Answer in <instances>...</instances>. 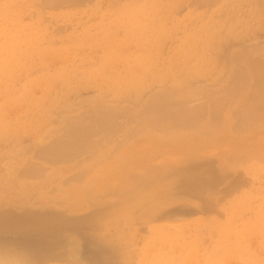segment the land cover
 <instances>
[{
    "label": "rangeland",
    "instance_id": "374dc122",
    "mask_svg": "<svg viewBox=\"0 0 264 264\" xmlns=\"http://www.w3.org/2000/svg\"><path fill=\"white\" fill-rule=\"evenodd\" d=\"M157 95L175 108L155 104ZM185 107L194 119L203 112L202 125L191 117L177 147L159 150L172 155H151L147 141L122 144L145 127L176 133L160 120ZM222 122L254 133L253 154L264 157V0H0V255L20 264H264V164L245 167L227 191L169 206L179 197L162 173L217 153ZM205 133L211 146L195 136ZM99 193L104 204L82 208Z\"/></svg>",
    "mask_w": 264,
    "mask_h": 264
},
{
    "label": "crops",
    "instance_id": "0c3cea01",
    "mask_svg": "<svg viewBox=\"0 0 264 264\" xmlns=\"http://www.w3.org/2000/svg\"><path fill=\"white\" fill-rule=\"evenodd\" d=\"M169 134L171 133L159 131L160 136L167 142L172 143L170 144L171 148H176V142L179 138L176 134L172 136ZM195 136L199 140L206 139L208 146H211L212 137L219 136V148L215 145L218 148V152L210 157H187L180 164L172 165L162 173V177L170 179L171 184L166 189L167 193L179 197V200L169 206L184 201L198 202L199 197L196 201H194L193 198L196 195L219 194L222 193V189H226L227 191L233 180L245 177V167H254L259 164H264V157L259 159L253 154V149L256 144L251 142L252 140L250 139L254 136V133L243 134L238 130L237 126H233L228 122L226 124L223 122L221 123L218 135L212 136L211 134L205 133L203 135L195 134ZM231 149H233L232 152ZM173 151L174 150L171 149H163L159 153V156L165 157L167 155H172L171 153ZM223 156L227 157L229 163L228 167H224L220 164V158ZM99 202L104 204L100 193L95 195L94 198L89 199L82 208H87L89 204L94 205ZM139 222L142 221L139 220Z\"/></svg>",
    "mask_w": 264,
    "mask_h": 264
},
{
    "label": "bare ground",
    "instance_id": "6f19581e",
    "mask_svg": "<svg viewBox=\"0 0 264 264\" xmlns=\"http://www.w3.org/2000/svg\"><path fill=\"white\" fill-rule=\"evenodd\" d=\"M248 9H249V8H248ZM258 14H259V12H258ZM249 16H250V15H249ZM258 17H259V16H258ZM246 25H247V24H246ZM248 27H249V26H248ZM245 32H246V31H245ZM214 33H215V32H214ZM210 34H211V33H210ZM236 34H237V33H236ZM212 37H213V36H212ZM219 39H220V38H219ZM219 41H220V40H219ZM212 43H213V42H212ZM207 45H208V44H207ZM215 51H216V50H215ZM262 51H263V50H262ZM260 52H261V51H260ZM252 54H253V53H252ZM254 54H256V53L254 52ZM254 54H253V55H254ZM248 55H249V54H248ZM262 55H263V54H262ZM261 59H262V58H261ZM243 61H244V60H243ZM178 62H179V61H178ZM257 62H258V61H257ZM239 63H240V62H239ZM231 64H232V63H231ZM241 64H242V63H241ZM234 65H236V64H234ZM257 65H258V64H257ZM257 65H255L254 67H256ZM188 66H189V65H188ZM225 67H226V66H225ZM231 67H232V66H231ZM239 67H240V66H239ZM183 68H184V67H183ZM248 68H249V67H248ZM230 69H231V68H230ZM233 69L236 70V67L233 68ZM240 69H241V68H240ZM251 69H252V68H251ZM253 69H255V68H253ZM252 71H253V70H252ZM253 72H254V71H253ZM233 73H235V75H236L237 71H236V72L233 71ZM228 74H229V73H228ZM230 74H231V73H230ZM230 74H229V75H230ZM239 74H240V73H237L238 76H239ZM218 75H219V74H218ZM235 75L233 76V77H234L233 79H236V78H235ZM242 75H244V73H243ZM245 75H246V73H245ZM254 75H255V74H254ZM254 75H253V77H254ZM246 76H247V75H246ZM246 76H243V77H246ZM218 77H220V76H218ZM236 77H237V76H236ZM230 78H231V77H230ZM239 78H240V77H238V79H239ZM241 78H242V77H241ZM216 80H217V78H216ZM216 80H215V81H216ZM255 80H256V78H255ZM49 81H50V80H49ZM224 81H226V80H224ZM230 81H231V80H230ZM230 81H229V82H230ZM233 81L235 82V80H233ZM236 81H237V80H236ZM239 81H240V80H239ZM243 81H246V80H243ZM218 82H219V81H218ZM220 82H221V81H220ZM249 82H250V81H249ZM254 82H255V81H254ZM221 83H222V82H221ZM242 83H243V82H242ZM244 83H246V82H244ZM255 83H256V82H255ZM240 84H241V83H240ZM247 84H248V83H247ZM251 84H252V83H251ZM219 85H220V84H219ZM225 85H226V84H225ZM227 85H228V84H227ZM227 85H226V86H227ZM206 86H208V85H206ZM222 86H223V85H222ZM237 86H239V82H238V85H237ZM237 86H236V88H235L236 91H238V90H237ZM203 87H205V85H204ZM203 87H202V88H203ZM239 87H240V86H239ZM249 87H250V85H249ZM44 88H46V87H44ZM223 88H224V86H223ZM225 88H226V87H225ZM225 88H224V89H225ZM250 88H251V87H250ZM257 88H258V87H257ZM165 89H166V88H165ZM203 89H204V88H203ZM209 89H210V90H213V89H211L210 87H208V91H209ZM238 89H239V88H238ZM167 90H168V89H167ZM197 90H198V89H197ZM197 90H196V91H197ZM199 90H201V89H199ZM205 91H206V90H205ZM250 91H252V89H251ZM164 92H166V91H164ZM169 92H170V91H169ZM169 92H167L168 95H169ZM171 92H173V90H172ZM198 92H200V91H198ZM201 92H202V90H201ZM210 92L213 93V91H210ZM196 93H197V92H196ZM202 93H203V92H202ZM161 94H162V91H161ZM165 94H166V93H165ZM172 94H173V93H172ZM179 94H180V93H179ZM182 94H183V93H182ZM206 94H207V93H205V95H206ZM236 94H237V93H236ZM251 94H252V93H251ZM163 95H164V94H163ZM163 95H160V97H159L160 99L158 98V95H157V97L155 96L156 99H159V103L155 101V104L157 103V104H160V105H161V103L164 102V103H163V104L165 105L164 107H166V105L170 103V106H171V105H172V106H171V108H170V106H169V109H173V108H175L174 106H176V105H173V101H172V104H171V102H169V103H168V102L165 103V101H166L167 99H166L165 101H163V102H160V101H162V100H161V99H162L161 96H163ZM168 95H167V96H168ZM173 95H174V94H173ZM186 95H187V94H186ZM207 95L209 96V94H207ZM207 95H206V96H207ZM211 95H212V94H211ZM234 95H235V92H234L233 96H234ZM247 95H248V94H247ZM252 95H253V94H252ZM169 96H170V95H169ZM183 96H184V94H183ZM183 96H182V98H183ZM255 96H256V95H255ZM231 97H232V95H231ZM234 97H238V96L235 95ZM163 98H164V97H163ZM166 98H167V97H166ZM173 98H174V97H172V99H173ZM156 99H153V100H156ZM172 99H171V97H169L168 101H171ZM175 99H177V98H175ZM227 99L230 100V97H229V98L227 97ZM227 99H226V101L223 100L224 102H222V103L220 102L221 100H216V101H217V102L219 101L222 105H223V103H224V105H225V104H228V103H229V102H228V103H225V102L228 101ZM153 100H152V102H153ZM163 100H164V99H163ZM179 100H180V99H179ZM183 100H184V99H183ZM183 100H182V102H183ZM208 100H210V99H208ZM212 100H213V99H212ZM113 101H114V100H113ZM113 101H111V102H113ZM230 101H231V100H230ZM246 101H247V100H246ZM133 102H135V101H133ZM136 102H137V101H136ZM144 102H146V101H144ZM144 102H142V104H144ZM177 102H179V101H177ZM212 102H213V101H212ZM249 102H250V101H249ZM249 102H248V105L245 104L247 108H249V107H248L249 104H250ZM73 103H75V102H73ZM98 103H99V101H98ZM98 103L96 102V104H98ZM100 103H101V102H100ZM139 103H140V102H139ZM139 103H138V104H139ZM147 103H148V102H147ZM150 103H151V102H150ZM206 103H207V102H206ZM210 103H211V101H210ZM214 103H216V102H214ZM246 103H247V102H246ZM104 104H106V103H104ZM104 104H103V105H104ZM116 104H118V103H116ZM132 104H133V103H132ZM136 104H137V103H136ZM136 104H135V105H136ZM138 104H137V105H138ZM140 104H141V103H140ZM140 104H139V106H140ZM152 104H153L152 107H154V106L157 107V106H158V105L156 106L154 103H152ZM174 104H175V103H174ZM176 104H177V103H176ZM179 104H181V102L178 103V105H179ZM183 104H184V102H183ZM183 104H182V106H183ZM218 104H219V103H218ZM221 104H220V107H221ZM38 105H39V104H38ZM100 105H101V104H100ZM135 105H133V106H134V109L136 108ZM150 105H151V104H150ZM160 105H159V108H157V109L160 110V108H161V110H162L163 107L160 106ZM184 105H185V104H184ZM41 106H42V105H41ZM101 106H102V105H101ZM108 106H109V105H108ZM110 106H111V104H110ZM117 106H118V105H117ZM147 106H148V104H147ZM167 106H168V105H167ZM182 106L180 105V107H182ZM204 106H205V105H204ZM226 106H227V105H226ZM226 106H225V107H226ZM243 106H244V105H243ZM39 107H40V106H39ZM64 107H65V106H64ZM64 107H62V109H63ZM113 107H114V104H113ZM130 107H131V106H130ZM205 107H206V106H205ZM205 107H204V108H205ZM214 107H215V106H214ZM214 107H213V108H214ZM216 107H219V105L216 106ZM220 107L217 109V110H219V113H218L217 115H220L222 112L225 113L222 109H221L222 112H220V111H221V110H220ZM244 107H245V106H244ZM244 107H243V108H244ZM253 107H254V106H253ZM86 108H88V107H86ZM131 108H132V107H131ZM140 108H141V107H140ZM167 108H168V107H167ZM194 108H195V107H194ZM200 108H201V105H200ZM200 108H199V109H200ZM222 108H223V106H222ZM240 108H241V106H240ZM240 108H239V109H240ZM243 108H241V109H243ZM62 109H61V110H62ZM64 109H66V108H64ZM69 109H70V108H69ZM90 109H91V108H90ZM99 109H100V108H99ZM120 109H122V108H120ZM134 109H133V110H134ZM155 109H156V108H155ZM157 109H156V110H157ZM169 109H168V110H169ZM187 109H188V108L185 107L184 110H187ZM191 109H192V110H191ZM196 109H197V108H196ZM223 109H224V108H223ZM239 109H238V110H239ZM245 109H246V108H245ZM253 109H254V108H253ZM87 110H89V108H88ZM100 110H101V109H100ZM139 110H140V109H138L137 111L139 112ZM141 110H142V109H141ZM141 110H140V112H142ZM165 110H166V109H165ZM179 110H180V109H179ZM189 110H191V112H192V111H193V108H189ZM201 110H203V109L201 108ZM217 110H216V111H217ZM246 110H247V109H246ZM63 111H65V110H63ZM63 111H62V112H63ZM74 111H75V110H74ZM74 111H72V112H74ZM82 111H83V110H82ZM101 111H102V110H101ZM103 111H104V113H105V110H103ZM109 111H110V110H109ZM113 111H114V110H113ZM137 111L135 112V113H136L135 115L138 114ZM148 111H149V110H148ZM150 111L152 112L153 109H152V110L150 109ZM196 111H197V112H196ZM196 111H193V112H196V114L200 113L198 110H196ZM210 111H211V110H210ZM214 111H215V110H214ZM214 111H213V112H214ZM91 112H96V111H93V110H92ZM155 112H157V111H154V112H152V113H155ZM160 112H161V111H160ZM160 112H159V116L162 117V114H163V113L160 114ZM162 112H163V110H162ZM178 112H179V111H178ZM185 112H186V113L183 115V113H182V111H181V113H182L181 115H183V116H182L183 118L180 117L179 115L175 116V112H173V113H174V117L171 118V117H169V116H168V117L165 116V119L163 118L164 120H163V119H162V121L160 120L161 124H162V123L164 124V123L166 122L167 125H168L167 127H169V125H170L171 127H169L168 129H172V131H173V128L176 126V128H175V130H174V131H176V133H175V132H171V134H169V135L172 136V135H173L172 133H174V134H176V136L179 135V137L185 136V135H183V133H186V132L183 131V130H185V128H186L185 125H188V124L190 123V121L192 120L191 117H193V116H190V111L188 112V110H187V111H185ZM187 112H188V113H187ZM203 112H204V110H203ZM203 112L200 113L201 116H203V114H202ZM205 112H206V111H205ZM205 112H204V113H205ZM229 112H230V111H229ZM229 112H228V113H229ZM235 112H236V111H235ZM243 112H245V110H243ZM102 113H103V112H102ZM104 113H103V114H104ZM114 113H115V112H114ZM128 113H129V112H128ZM128 113H127V114H128ZM144 113H145V111H144ZM144 113H143V114H144ZM206 113H207V112H206ZM206 113H205V114H206ZM216 113H217V112H216ZM233 113H234V112H233ZM238 113H239V111H238ZM241 113H242V112H241ZM246 113H248V110L246 111ZM246 113H244L243 115H244V116L247 115ZM66 114H67V112H66ZM71 114H72V113H71ZM81 114H82V113H81ZM84 114H85V113H84ZM103 114H102V115H103ZM127 114H126V115H127ZM141 114H142V113H141ZM156 114H158V113H156ZM186 114L189 115V116L187 115V118H190V119H187V120H186V116H185ZM200 114L196 115V116H195V119L197 118V116L199 117ZM235 114H236V113H234V115H235ZM248 114H249V113H248ZM63 115H64V114H63ZM63 115H62V117H63V120H64V116H65V115H64V116H63ZM82 115H83V114H82ZM97 115H98V114H97ZM100 115H101V114H100ZM104 115H105V114H104ZM104 115H103V117H104ZM115 115H116V113H115ZM117 115H118V114H117ZM117 115H116V116H117ZM120 115H122V118H125V117H126V116L123 117L124 114H120ZM120 115H119V118H121ZM138 115H139V114H138ZM163 115H164V114H163ZM234 115H233V116H234ZM253 115H254V111H253ZM41 116H42V115H41ZM44 116H45V115H44ZM59 116L61 117V113H60ZM71 116H72V115H71ZM83 116H84V115H83ZM87 116H88V115H87ZM87 116H86V117H87ZM110 116H111V115H110ZM141 116H142V120H143V117H144V116H143V115H141ZM141 116H139V117H141ZM150 116H151V113H150ZM153 116L155 117V114H154ZM225 116L227 117V114H225ZM250 116H251V114H250L248 117H250ZM67 117H68V116H67ZM67 117H65V119H66ZM84 117H85V116H84ZM86 117H85V119H86ZM88 117H89V116H88ZM93 117L96 118L95 115L92 116L91 118L93 119ZM137 117H138V116H137ZM147 117H148V114H147ZM147 117H146V118H147ZM166 117H167V118H166ZM184 117H185V118H184ZM228 117H229V115H228ZM34 118H35V117H34ZM117 118H118V117H117ZM128 118H129V116H128ZM130 118H131V117H130ZM130 118H129V119H130ZM144 118H145V117H144ZM169 118H170V119H169ZM147 119H148V118H147ZM166 119H167V120H166ZM179 119H181V120L183 119V120H182L183 122H185V121L188 122V120H189V122H188V123L185 122V123L182 124V121H181V124H180L179 121H177V120H179ZM193 119H194V117H193ZM195 119H194V121L196 122L197 119H196V120H195ZM236 119H237V117L235 118V120H236ZM83 120H84V118H83ZM87 120H88V119H87ZM87 120H86V121H87ZM94 120H95V119H94ZM103 120H104V119H103ZM103 120H102V121H103ZM125 120H126V118H125ZM134 120L139 121L138 119H135V116H134ZM151 120L153 121V119H151ZM168 120H169L170 122H169ZM219 120H221V119H219ZM219 120H218V121H219ZM232 120H233V118H232ZM238 120H239V119H238ZM64 121H65V120H64ZM96 121H98V118H97ZM96 121H95V122H96ZM105 121H106V119H105L103 122H105ZM128 121H131V122H132L131 119L128 120ZM171 121H172V122H171ZM216 121H217V118H216ZM216 121H214V122H216ZM218 121H217V122H218ZM236 121H237V120H236ZM236 121H235V122H236ZM65 122H66V121H65ZM65 122H64V123H65ZM69 122H70V121H69ZM88 122H89V121H88ZM123 122H125V121H123ZM123 122H122V123H123ZM156 122H157V121H156ZM160 122H157V124L159 123V125H161ZM175 122H178V124L172 126V124H175ZM212 122H213V121H211V123H212ZM220 122H221V121H220ZM220 122H219V124H220ZM238 122H239V121H238ZM71 123H72V122H71ZM71 123H70V124H71ZM128 123H129V122H128ZM143 123H144V122H143ZM147 123H148V122H147ZM147 123H146V121H145L144 124H147ZM169 123H170V124H169ZM191 123H194V122H191ZM191 123H190V124H191ZM197 123H198V121L196 122V124H197ZM66 124H67V123H66ZM66 124H65V125H66ZM74 124H75V120H74ZM101 124H102V123H101ZM119 124H120V123H119ZM135 124H136V123H135ZM154 124H155V123H154ZM157 124H156V125H157ZM163 124H162V125H163ZM190 124H189V125H190ZM198 124H199V125H202V124H200V121H199ZM213 124L215 125V123H213ZM213 124H212V125H213ZM234 124H235V123H234ZM75 125H76V124H75ZM88 125H89V124H88ZM95 125H96V124H95ZM105 125H107V122H106ZM108 125H109V124H108ZM110 125H111V124H110ZM120 125H121V124H120ZM120 125H119V126H120ZM131 125H132V123H131ZM140 125H142V124H140ZM152 125H153V124H152ZM189 125H188V128L190 127L191 130H193V129H192V124H191L190 126H189ZM194 125H195V124H194ZM214 125H213V126H214ZM78 126H79V125H78ZM119 126H118V127H119ZM123 126H124V123H123ZM123 126H122V128H123ZM126 126H127V125L125 124V128H126ZM149 126H151V125H149ZM164 126L166 127V124H164ZM195 126H196V125H195ZM195 126H193V128H197V127H198V126H196V127H195ZM215 126L219 127L218 124H216ZM67 127H68V125H67ZM76 127H77V126H76ZM81 127H82V126H81ZM81 127H80V128H81ZM87 127H89V126H87ZM95 127H96V126H95ZM105 127H106V126H105ZM134 127H136V126H134ZM134 127H133V128H134ZM137 127H138V126H137ZM167 127H166V128H167ZM179 127H180V128L183 127V128L180 129ZM207 127H208V125L205 123V124H204V128H205V130H207V129H206ZM210 127H211V126H210ZM107 128H109V127H107ZM111 128H113V127H111ZM127 128H128V127H127ZM142 128H144V127H142ZM155 128H156V127H155ZM155 128H154V127H153V128H152V127H149V128H146V127H145V129L142 131L141 128L138 127V130L140 129V131H142V132L139 133V135L136 134V135H138V136H137V137H134V138H132V136H134L135 134L132 133V135L130 136L131 139L128 138L129 141H122V142H124V143H122V144H126V143L128 144V143L133 142V141H134V142H139V143H143V142H146V141H147V143H150V144H151V145H150V147H151V150H150V151H151V155H153V156H157V155L159 154V150H160L161 147L165 146L166 144H171V143H170V142H167L162 136L159 135L158 131H159V129H160V126H159V129H155ZM161 128H163V127L161 126ZM166 128H165V129H166ZM177 128H179L178 130H182V129H183V130H182L183 132H182V131H179V132H178ZM188 128H186V129H188ZM190 128H189V130H190ZM198 128H200V127H198ZM61 129H62V128H61ZM78 129H79V128H78ZM81 129H83V128H81ZM86 129H87V128H86ZM96 129H98V128H96ZM100 129H101V128H100ZM130 129H132V127H131ZM67 130H68V129L65 130L66 133H67ZM109 130H110V129H109ZM112 130H114V129H112ZM115 130L117 131V129H115ZM133 130H134V129H133ZM136 130H137V129H136ZM138 130H137V132H138ZM105 131H106V130H105ZM131 131H132V130H131ZM140 131H139V132H140ZM161 131H162V130H161ZM165 131H166V130H165ZM209 131H211V130H209ZM209 131H208V132H209ZM68 132H69V131H68ZM94 132H95V131H94ZM102 132H104V131H102ZM129 132H130V130H129ZM134 132H135V131H134ZM167 132L170 133V131H167ZM206 132H207V131H206ZM211 132H212V131H211ZM82 133H83V131H82ZM98 133H99V132H98ZM124 133H125V132H124ZM124 133H123V134H124ZM163 133H164V131H163ZM61 134H62V133H61ZM69 134H70V132H69ZM79 134H80V133H79ZM85 134H86V133H85V131H84L83 136H84ZM92 134H93V133H92ZM94 134H95V133H94ZM102 134H103V133H102ZM108 134H109V132H108ZM110 134H111V133H110ZM112 134H113V133H112ZM112 134H111V135H112ZM160 134H161V133H160ZM65 135H67V134H65ZM73 135H75V134H73ZM87 135H88V134H87ZM115 135H116V134H115ZM121 135H122V134H121ZM136 135H135V136H136ZM167 135H168V134H167ZM102 136H104V134H103ZM106 136L109 137L108 135H105V137H106ZM118 136H119V135H118ZM118 136H117V138H118ZM60 137H61V136H60ZM63 137H64V136H63ZM78 137H81V136H78ZM89 137H90V136H89ZM92 137H93V136H92ZM110 137H111V136H110ZM110 137H109V138H110ZM121 137H123V136H121ZM125 137H126V136H125ZM55 138H57V136H56ZM83 138H84V137H83ZM111 138H112V137H111ZM113 138H114V137H113ZM113 138H112V139H113ZM57 139H59V138H57ZM66 139H67V137H66ZM70 139H71V138H70ZM70 139H69V140H70ZM80 139H82V138H80ZM87 139H88V138H87ZM93 139H94V138H93ZM101 139H102V137H101ZM105 139H106V138H105ZM122 139H123V138H122ZM124 139H125V138H124ZM171 139H173V138H171ZM64 140H65V139H63V141H64ZM71 140H73V139H71ZM76 140H77V139H76ZM78 140H79V138H78ZM82 140H85V138L82 139ZM90 140H91V139H90ZM90 140H89V141H90ZM94 140H95V139H94ZM94 140H93V141H94ZM125 140H127V137H126ZM178 140L181 141L180 138H179ZM183 140H186V137H184ZM55 141H56V142H55V144H56L58 141L60 142V139H59L58 141H57V140H55ZM65 141H66V140H65ZM65 141H64L63 144H66V143H67V142H65ZM67 141H68V139H67ZM96 141H97V139H96ZM109 141H111V140H109ZM109 141H108V142H109ZM114 141H117V139H115ZM119 141H120V140H119ZM72 142H73V141H72ZM99 142H101V141H99ZM99 142H98V143H99ZM69 143L71 144V142H69ZM78 143H79V142H78ZM93 143H94V142H93ZM95 143H96V142H95ZM118 143H119V142H118ZM118 143H116V144H118ZM57 144H58V143H57ZM57 144H56V145H57ZM63 144L60 143V145H63ZM83 144H84V143H83ZM85 144H86V142H85ZM87 144H88V143H87ZM106 144H108V143H106ZM122 144H120V145H122ZM16 145H17V144H16ZM52 145H53V144H52ZM58 145H59V144H58ZM76 145H77V144H76ZM79 145H80V144H79ZM100 145H101V143H100ZM113 145H114V144H113ZM20 146H21V145H20ZM65 146H66V145H65ZM65 146L63 145V147H61V148H63V150H64V147H65ZM68 146H69V145H68ZM70 146H71V145H70ZM73 146L75 147V145H73ZM73 146H72L71 148H73ZM77 146H78V145H77ZM83 146H84V145H83ZM102 146L104 147L105 145L102 144L101 147H102ZM18 147H19V145H18ZM18 147H16V148H18ZM47 147H48V146H47ZM58 147H59V146H58ZM16 148H15V149H16ZM19 148H20V147H19ZM19 148H18V150H19ZM42 148H43V147H42ZM44 148H46V147H44ZM44 148H43V149H44ZM61 148L59 147V149H61ZM76 148H78V147H76ZM79 148H80V147H79ZM93 148H94V147H93ZM39 149H41V147H40ZM49 149H50V148H49ZM49 149H48V151H49ZM84 149H86V148H84ZM44 150H45V149H44ZM65 150H66V148H65ZM81 150H82V148L80 149V151H81ZM87 150H90V149L87 148ZM91 150H92V147H91ZM98 150H99V149H98ZM101 150H102V149H101ZM22 151H23V150H22ZM34 151H35V149H34ZM48 151H47V153H50V156H51V152H52V151H51V152H48ZM60 151H61V150H60ZM77 151H78V149H76V152H77ZM80 151H79V153H80ZM66 152L68 153L69 150L66 151ZM66 152H64V153L67 154ZM72 152H73V151L70 150V153H71V154H72ZM85 152H86V151H85ZM93 152H95V151H93ZM93 152H92V153H93ZM47 153H46V154H47ZM53 153H55V152H54V151L52 152V156H53ZM79 153H78V154H79ZM82 153H83V151L81 152V154H82ZM65 154H64V155H65ZM68 154H69V153H68ZM71 154H70V155H71ZM74 154H75V153H74ZM74 154H73V155H74ZM78 154H75V155H78ZM81 154H80V155H81ZM83 154H84V153H83ZM54 155H55V154H54ZM85 155H86V154H85ZM66 156H67V155H66ZM87 156H88V155H87ZM91 156H93V155H89V159H90ZM53 157H54V156H53ZM56 157H58V156H56ZM56 157H55V158H56ZM59 157H60V156H59ZM69 157H70V156H68V158H69ZM73 157H74V156H73ZM77 157H78V156H77ZM68 158H67V159H68ZM87 158H88V157H87ZM87 158H86V159H87ZM69 159H71V158H69ZM87 160H88V159H87ZM99 160H100V159H98V160L96 161V163H97ZM93 164H94V163H93ZM89 167H90V166H89ZM157 170H159V168H158ZM22 172H23V171H22ZM143 184H144V183H139V187L142 186ZM3 250L5 251V249H3ZM8 250H9V249H7L6 252H9ZM6 252H3V253H6ZM21 252H22V251H21ZM31 252H32V251H31ZM3 253H2V254H3ZM9 253H10V252H9ZM9 253H8V254H9ZM17 253H18V251H17ZM23 253H24V251H23ZM0 254H1V251H0ZM8 254H7V255H8ZM26 254H27V253H26ZM21 255H22V254H21ZM21 255H20V256H21ZM17 256H18V255H17ZM17 256H14V257H17ZM20 256H19V258H20ZM30 256H31V255H30ZM70 256H71V255H70ZM74 256H75V255H74ZM22 257H23V255H22ZM31 257H33V256H31ZM17 259H18V257H17ZM17 259L12 258V255H11V258H9V257H6V256L3 254V255H0V264H20V261H18ZM21 259H22V258H20V260H21ZM23 260H24V259H23ZM21 261H22V260H21Z\"/></svg>",
    "mask_w": 264,
    "mask_h": 264
}]
</instances>
